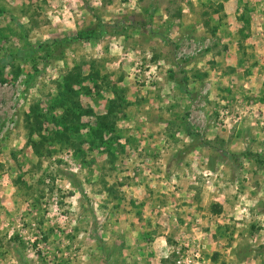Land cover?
Segmentation results:
<instances>
[{
    "label": "rangeland",
    "instance_id": "obj_1",
    "mask_svg": "<svg viewBox=\"0 0 264 264\" xmlns=\"http://www.w3.org/2000/svg\"><path fill=\"white\" fill-rule=\"evenodd\" d=\"M0 61V264H264V0H0Z\"/></svg>",
    "mask_w": 264,
    "mask_h": 264
},
{
    "label": "trees",
    "instance_id": "obj_2",
    "mask_svg": "<svg viewBox=\"0 0 264 264\" xmlns=\"http://www.w3.org/2000/svg\"><path fill=\"white\" fill-rule=\"evenodd\" d=\"M1 62V61H0ZM69 89V91H72V89L70 87H67ZM79 108V107H78ZM90 108H86L82 110V114L88 113L90 112ZM188 126V125H187ZM105 129H107V127L103 126H97L96 128H91V136L92 138L89 139V142H93L95 145H97L98 141L101 143V141L103 140V132L105 131ZM187 132V134L191 137L194 136L195 133H192L190 130H188V127L185 130ZM244 157L246 158H250L253 157L254 160L259 163V164H264V157H259V154H256L254 152H251L249 150L243 151L241 153ZM230 156H232L233 158H235L236 156L234 154H231ZM220 211V207L219 205H214L212 212L213 213H219Z\"/></svg>",
    "mask_w": 264,
    "mask_h": 264
}]
</instances>
